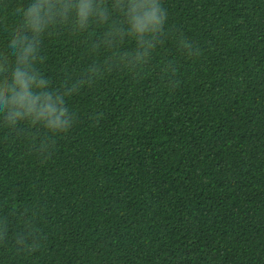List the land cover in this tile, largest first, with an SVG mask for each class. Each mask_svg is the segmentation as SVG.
<instances>
[{
    "label": "trees",
    "instance_id": "trees-1",
    "mask_svg": "<svg viewBox=\"0 0 264 264\" xmlns=\"http://www.w3.org/2000/svg\"><path fill=\"white\" fill-rule=\"evenodd\" d=\"M38 3L0 0V264H264V0Z\"/></svg>",
    "mask_w": 264,
    "mask_h": 264
},
{
    "label": "clouds",
    "instance_id": "clouds-1",
    "mask_svg": "<svg viewBox=\"0 0 264 264\" xmlns=\"http://www.w3.org/2000/svg\"><path fill=\"white\" fill-rule=\"evenodd\" d=\"M43 2L44 0H41V3L28 7L27 11L23 13V15L27 17L25 23L32 29L34 33L41 30V5ZM144 6L145 8H147V0H145ZM48 11H50V8L45 10L46 13ZM132 12V20L135 22L133 27L138 32L142 33L147 30L150 25L158 26L161 23V18L158 15V10L154 6L151 9L144 11L142 15L136 12V8H133ZM78 15L82 24L88 19L89 7L87 3L81 4ZM13 44H15V41H13ZM23 51L25 55L20 57L21 61L26 60L28 58V55L32 53L34 49L31 44H29L28 47L23 49ZM25 67H27V65H25ZM34 82L35 77H27L25 72H22L19 68H17L14 73V85L12 89H10L13 94L12 102L21 106L27 105L30 112L35 111V101L40 99L39 96L33 99L31 93L29 92V89ZM16 86H19V88L21 89L19 93H16L15 91ZM0 97H3V92H0ZM62 116H64L63 111H60L59 114H57L56 108L53 105L48 104L37 112L36 118L47 119V127L49 129L61 131L66 130L69 126V122L61 119Z\"/></svg>",
    "mask_w": 264,
    "mask_h": 264
}]
</instances>
